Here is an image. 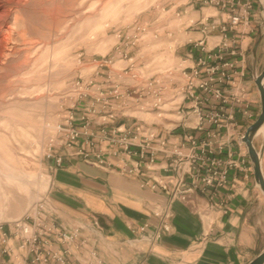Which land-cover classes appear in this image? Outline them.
I'll use <instances>...</instances> for the list:
<instances>
[{"label": "built area", "instance_id": "built-area-1", "mask_svg": "<svg viewBox=\"0 0 264 264\" xmlns=\"http://www.w3.org/2000/svg\"><path fill=\"white\" fill-rule=\"evenodd\" d=\"M260 2L162 0L155 5V19L135 20L129 30L118 31L113 52L97 60L92 74L74 83L66 119L55 126L48 142V160L56 167L69 157L118 168L123 174L144 176L143 187L163 191L167 203L154 211L156 229L150 232L149 222L135 228L152 245L171 231L176 201L187 202L197 193L209 196L208 207L200 211L202 239L214 236L215 213L229 212L226 200L217 196L228 183L229 169L241 165L231 154L221 156L227 146L224 138L234 135L242 106L244 115L254 116L245 71L238 70L235 57L244 58L242 41L252 31L245 28L262 16ZM208 8L216 14L205 11ZM192 10L205 12L185 19ZM190 31L200 34L186 39L197 49L196 56L190 52L194 64L181 60L153 68L157 56L148 47L167 41L168 50L175 53L179 35ZM163 120L171 121L169 129L180 131V138L163 134L168 130L160 127L158 121ZM193 130L206 134L200 137ZM158 167L162 175H148ZM43 207L32 217L0 226L1 250L9 256L1 264H106L82 227L63 226Z\"/></svg>", "mask_w": 264, "mask_h": 264}, {"label": "crops", "instance_id": "crops-1", "mask_svg": "<svg viewBox=\"0 0 264 264\" xmlns=\"http://www.w3.org/2000/svg\"><path fill=\"white\" fill-rule=\"evenodd\" d=\"M209 11L216 14L214 9ZM201 10H192L188 17H200ZM260 19L245 28L250 31L242 41V53L237 55L238 70L245 71V83L250 91V110L254 114L248 118L242 108L236 113L237 127L234 135H225L227 146L221 156L230 154L239 161L240 167H231L228 171V183L220 189L218 199H225L229 212L226 215L215 213L216 231L209 239H202L203 221L200 215L208 207L209 196L197 193L187 202L176 201L172 205L170 218L171 231L152 245L145 237L135 231L143 223L149 222V231H154L158 219L154 215L157 207L167 203L163 191H154L142 186L141 175L121 173L118 168L99 167L82 159L67 157L64 164L52 169L48 201L43 211L50 219L65 227L80 226L82 234L87 237L106 264H246L255 255L258 245L259 229L264 225V194L258 186L251 158L246 144L239 140L248 126L253 123L261 110L258 88L249 80L250 67L248 50L258 33ZM258 33V34H257ZM188 36L197 39L200 34L190 31L179 35L177 52L168 50V42L156 43L148 47L155 52L153 68L165 67L185 60L186 65H193L190 52L197 55V49L186 40ZM256 36V37H255ZM262 36H260V41ZM147 48V47H146ZM254 86V87H253ZM168 118H173L169 115ZM160 127L167 126L163 134L171 140L180 138V131L170 130L171 121H158ZM208 128V127H207ZM204 137L206 131L193 130ZM262 131V130H261ZM261 136L262 166L264 170V132ZM146 172V167H142ZM159 167L149 176L162 175ZM98 221L95 225L94 221ZM15 241V245H18ZM0 245V264L9 259L2 253ZM10 264H30L12 260Z\"/></svg>", "mask_w": 264, "mask_h": 264}, {"label": "rangeland", "instance_id": "rangeland-1", "mask_svg": "<svg viewBox=\"0 0 264 264\" xmlns=\"http://www.w3.org/2000/svg\"><path fill=\"white\" fill-rule=\"evenodd\" d=\"M161 1L0 0V226L32 217L48 201L55 166L46 151L74 83L113 52L118 31L155 19ZM259 19L262 39L248 50L253 84L264 70L263 13ZM254 143L260 150L261 136ZM258 237L255 253L264 248V225Z\"/></svg>", "mask_w": 264, "mask_h": 264}, {"label": "water", "instance_id": "water-1", "mask_svg": "<svg viewBox=\"0 0 264 264\" xmlns=\"http://www.w3.org/2000/svg\"><path fill=\"white\" fill-rule=\"evenodd\" d=\"M261 3L262 13L264 15V0H261ZM260 36L258 37V40L255 43L253 51H256L258 44L260 43ZM253 75L255 84L260 93L261 110L258 118L248 126L244 134L243 141L247 146L248 153L252 161L255 180L264 194V170L262 166V149L258 150L254 143L255 137L259 133L264 132V129L260 131L261 128L264 127V70L260 74ZM246 264H264V249L260 253L255 255Z\"/></svg>", "mask_w": 264, "mask_h": 264}, {"label": "bare ground", "instance_id": "bare-ground-1", "mask_svg": "<svg viewBox=\"0 0 264 264\" xmlns=\"http://www.w3.org/2000/svg\"><path fill=\"white\" fill-rule=\"evenodd\" d=\"M263 129H264V127H263V128H261V130H263ZM261 130H260V131H261Z\"/></svg>", "mask_w": 264, "mask_h": 264}]
</instances>
